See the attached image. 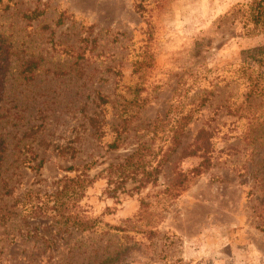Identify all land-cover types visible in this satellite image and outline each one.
Instances as JSON below:
<instances>
[{
    "label": "rangeland",
    "instance_id": "374dc122",
    "mask_svg": "<svg viewBox=\"0 0 264 264\" xmlns=\"http://www.w3.org/2000/svg\"><path fill=\"white\" fill-rule=\"evenodd\" d=\"M254 1L0 0V264H264Z\"/></svg>",
    "mask_w": 264,
    "mask_h": 264
},
{
    "label": "trees",
    "instance_id": "16d2710c",
    "mask_svg": "<svg viewBox=\"0 0 264 264\" xmlns=\"http://www.w3.org/2000/svg\"><path fill=\"white\" fill-rule=\"evenodd\" d=\"M252 19L254 21L255 24L258 25H262L264 27V0H256L253 2L252 5ZM264 29V28H263ZM203 101L201 102V104L199 106H195V108L191 111L195 112L196 110H198V108L203 106ZM187 112L186 114H184L181 118L182 121H186L187 119H191L192 117V113ZM179 128L181 127H176L173 128V136L172 137H177L179 134ZM208 132L201 128L197 131L192 145H191V149L190 152L188 154H185L186 156L190 155V156H199L201 158V162L199 163L198 167L195 168L193 170V172L195 173V175H199L201 169H208L211 165V151H210V143H209V137H208ZM4 144V142L2 141V139L0 138V147ZM2 151V148H0V152ZM188 151L187 148L184 149V152ZM139 155V151L134 152L132 155H130L129 157L126 158V160L124 161L123 164L119 165V168L125 169L126 167H129L130 165H132V160L133 158H135L136 156ZM152 172H156V170H153ZM152 172L147 173V176L152 175ZM64 181H66L65 183H72V184H76V185H81L82 181L79 179L76 180H68V179H64ZM76 225H78L79 227H83V229L86 228L87 223L85 222H76ZM259 229H263L262 227H259Z\"/></svg>",
    "mask_w": 264,
    "mask_h": 264
}]
</instances>
